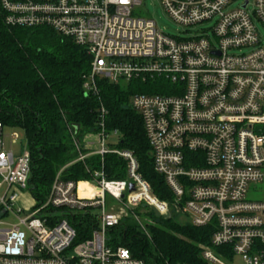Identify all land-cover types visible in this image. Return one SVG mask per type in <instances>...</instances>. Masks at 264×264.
<instances>
[{"label": "built area", "instance_id": "1", "mask_svg": "<svg viewBox=\"0 0 264 264\" xmlns=\"http://www.w3.org/2000/svg\"><path fill=\"white\" fill-rule=\"evenodd\" d=\"M141 1L0 0L5 25L47 27L85 48L87 94H98L101 78L164 81L163 92L135 94L130 104L172 194L170 202L158 199L134 155L109 145L117 131L106 132L101 106L99 130L73 139L76 160L115 153L126 161V178L107 179L100 170L91 180L63 181L60 169L45 198L36 200L28 191L26 142L6 135L0 121V264H144L126 248L107 245L108 229L139 205L162 216L180 213L196 227L210 225V244L200 245L209 264H264V199L247 197L250 185L264 183V34L258 26L264 29V0H159L186 36L133 16ZM80 183L87 185L82 193ZM19 192L28 195V209H14ZM107 197L115 203L108 206ZM8 213L18 221L1 228ZM71 213L94 216L88 238L76 241L65 217Z\"/></svg>", "mask_w": 264, "mask_h": 264}, {"label": "trees", "instance_id": "2", "mask_svg": "<svg viewBox=\"0 0 264 264\" xmlns=\"http://www.w3.org/2000/svg\"><path fill=\"white\" fill-rule=\"evenodd\" d=\"M90 62L85 48L72 39L47 27L7 26L0 11V121L24 135L31 197L43 200L60 169L63 181L91 180L93 172L100 170L107 179L126 178V161L115 153H92L76 160L73 139L81 142L99 130L103 106L105 130H116L118 136L109 145L130 151L151 192L160 200L172 201L163 176L154 168L140 114L130 104L135 94L163 92L164 81L154 77L113 83L101 78L98 94H87L82 83ZM128 212L108 229L107 245L126 248L144 264H209L200 255V245L210 244V225L196 227L179 220V214L162 216L143 205ZM134 215L150 222L146 231ZM65 217L76 230L77 242L90 236L92 214Z\"/></svg>", "mask_w": 264, "mask_h": 264}, {"label": "rangeland", "instance_id": "3", "mask_svg": "<svg viewBox=\"0 0 264 264\" xmlns=\"http://www.w3.org/2000/svg\"><path fill=\"white\" fill-rule=\"evenodd\" d=\"M241 2V1H239ZM234 5H236V3H234ZM133 16H138V17H144V18H149L152 19L155 23L156 26L163 32L172 35V36H186L187 31H184L186 28L183 26H180L179 24H177L176 22H174L169 15L165 12V10L162 8L159 0H142L140 5L137 6L135 8V10L133 11ZM260 30L262 31V33L264 34V29L263 27L258 24ZM4 132L6 135H10V133L14 132L18 135L19 141H21V145H25V138L24 135L22 133L21 130H19L18 128L15 127H10V126H5L4 127ZM118 136L113 134H109V137L107 139H109L110 141H117ZM7 142L9 141V139H6ZM20 146V145H19ZM18 148V146H17ZM20 148V147H19ZM14 149H16V146L14 147ZM18 151V150H17ZM86 184L84 183H80V191L82 193V191H84L83 189L86 188ZM90 191V189H88L87 191H85V195H88V192ZM18 200L15 202L14 204V209H28L29 208V197L28 195L22 192L18 193ZM247 197L250 199H264V183H258V184H252L249 186L248 188V194ZM107 201V205H113L115 202L114 200L110 199L109 197H107L106 199ZM120 205H115V209L120 208ZM175 215L180 214V213H175L173 212ZM173 214V215H174ZM19 217H23V213L17 214ZM129 216V212L128 211H123V217H127ZM134 218V217H133ZM179 220H184V217L180 214L179 215ZM4 222H6L7 224H1V228H6L8 226V224H12V223H16L18 221V218L10 213L7 214L6 218L3 219ZM137 221V220H136ZM185 221V220H184ZM146 222L147 219L143 220V219H138V224L141 227L146 226ZM137 223V222H136ZM150 223V222H149ZM235 261L236 262H240V257H235Z\"/></svg>", "mask_w": 264, "mask_h": 264}, {"label": "water", "instance_id": "4", "mask_svg": "<svg viewBox=\"0 0 264 264\" xmlns=\"http://www.w3.org/2000/svg\"><path fill=\"white\" fill-rule=\"evenodd\" d=\"M134 188H133V184L132 183H128V190L129 191H132ZM123 197V196H122Z\"/></svg>", "mask_w": 264, "mask_h": 264}]
</instances>
